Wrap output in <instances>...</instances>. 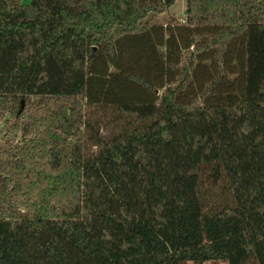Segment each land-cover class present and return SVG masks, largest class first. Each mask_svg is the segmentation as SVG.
<instances>
[{"label": "trees", "instance_id": "trees-1", "mask_svg": "<svg viewBox=\"0 0 264 264\" xmlns=\"http://www.w3.org/2000/svg\"><path fill=\"white\" fill-rule=\"evenodd\" d=\"M173 1L0 0V264H264V0Z\"/></svg>", "mask_w": 264, "mask_h": 264}, {"label": "rangeland", "instance_id": "rangeland-1", "mask_svg": "<svg viewBox=\"0 0 264 264\" xmlns=\"http://www.w3.org/2000/svg\"><path fill=\"white\" fill-rule=\"evenodd\" d=\"M22 2H27L28 0H21ZM183 7H184V0H174L165 10L157 13L156 15H154L152 17V19L154 21H157V22H165L168 20L169 16L170 15H174V16H177V17H180L182 16V10H183ZM32 99H36V98H33ZM26 107V104H23L22 103V106L21 107ZM100 113L96 112L94 113L91 118H95V119H98V120H103L104 121V118L101 117L99 115ZM2 126H3V122H2V118H0V135H1V132H2ZM202 264H210L209 261L205 260L202 262ZM216 264H226L225 262H217Z\"/></svg>", "mask_w": 264, "mask_h": 264}, {"label": "built area", "instance_id": "built-area-1", "mask_svg": "<svg viewBox=\"0 0 264 264\" xmlns=\"http://www.w3.org/2000/svg\"><path fill=\"white\" fill-rule=\"evenodd\" d=\"M182 20V19H181Z\"/></svg>", "mask_w": 264, "mask_h": 264}]
</instances>
